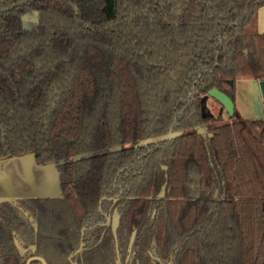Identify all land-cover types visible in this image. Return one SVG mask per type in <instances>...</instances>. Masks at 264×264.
I'll use <instances>...</instances> for the list:
<instances>
[{"label":"trees","instance_id":"16d2710c","mask_svg":"<svg viewBox=\"0 0 264 264\" xmlns=\"http://www.w3.org/2000/svg\"><path fill=\"white\" fill-rule=\"evenodd\" d=\"M112 1L0 0V158L66 176L59 196L0 201V264H70L101 199L119 261L105 224L78 264H264V118L222 122L204 103L264 79V0Z\"/></svg>","mask_w":264,"mask_h":264},{"label":"rangeland","instance_id":"374dc122","mask_svg":"<svg viewBox=\"0 0 264 264\" xmlns=\"http://www.w3.org/2000/svg\"><path fill=\"white\" fill-rule=\"evenodd\" d=\"M106 13L110 14L112 9V1L106 3ZM23 18V24L25 26H34L35 22V12L26 13ZM246 76H238L237 81L244 79ZM255 81V93L247 90L250 86L244 88L238 92L239 101L247 98L253 107V110L259 114H264V100L261 97L258 82ZM241 89V87H238ZM248 92V93H247ZM256 94V98H255ZM254 95V96H253ZM57 101L56 95L53 97L52 106ZM206 111L209 115L214 118H220L222 122L229 121L230 117L226 114L224 108L210 96L205 97L204 100ZM256 113V114H257ZM264 116V115H262ZM237 118H242V115L237 114ZM214 123H209L203 127H198L196 131H206L210 129ZM74 158V157H72ZM66 180V176L56 169V163L52 162L49 164H38L34 161L33 155L31 153H25L18 156L0 158V190L1 195L7 197H19L25 196L26 193L34 195L40 194L44 196H51L59 193V183ZM40 184L42 191L36 192V185ZM22 188L30 192H21ZM35 192V193H34ZM3 196H0L2 198Z\"/></svg>","mask_w":264,"mask_h":264},{"label":"crops","instance_id":"0c3cea01","mask_svg":"<svg viewBox=\"0 0 264 264\" xmlns=\"http://www.w3.org/2000/svg\"><path fill=\"white\" fill-rule=\"evenodd\" d=\"M25 15H27V14H24L22 16L23 28L24 29H28V30L34 29L36 27L37 23H36V25L31 26V27L28 26V25L25 26L23 24V18L25 17ZM35 22H37V14L35 15ZM255 28H256L258 33H260V34L264 33V5L259 7L258 10H257ZM254 80H256V79H254V78H252L250 76H246L244 79L239 80V81H237V79H236V82H235V93H234L235 109H236L237 113L239 115H242V117L245 118V119L246 118H264V116H262L264 114H259V113H257L256 111L253 110V107H250L251 102L247 98L244 97V99H242L241 102L239 101L238 92L241 91L244 88V86H246V87L250 86V89L247 88L248 92L251 91L252 93L253 92L255 93V91H256V93H257V90H255V87H254L255 86V81ZM256 81L258 82V80H256ZM238 87H241V89H238ZM255 98H256V94H255ZM27 191L28 190H26L25 188H22V190H21V192H25V193ZM30 191H28V192H30ZM35 191L39 192V193L42 191V187H41L40 184L36 185ZM0 194H2L1 190H0ZM26 194H28V193H26ZM28 195H31V194H28Z\"/></svg>","mask_w":264,"mask_h":264},{"label":"flooded vegetation","instance_id":"af4514ba","mask_svg":"<svg viewBox=\"0 0 264 264\" xmlns=\"http://www.w3.org/2000/svg\"><path fill=\"white\" fill-rule=\"evenodd\" d=\"M23 26V25H22ZM37 26V25H36ZM36 28V27H35ZM34 28V29H35ZM28 30V29H27ZM30 30H32V29H30ZM9 157H12V156H9ZM3 158H6V157H3ZM35 161V160H34ZM117 187H120L121 186V184L120 183H118L117 185H116ZM60 193H61V191H60V183H59V193H57V194H54V195H51V196H45V197H56V196H59L60 195ZM0 196H3L2 198H0V201H3V200H7V199H23V198H35V197H38V196H43V195H39V194H34V195H28V194H26L25 196H19V197H7V196H4V195H1L0 194ZM115 198H116V195H111V196H104L103 197V199H107V200H110V201H115ZM101 202H102V199L99 201V204H98V210L102 213V215H103V217H104V220L103 221H101V222H98V223H96V224H93V225H83L81 228H80V238H79V242H78V245H77V247L69 254V256H68V261H69V263L70 264H78V261L76 260V255L77 254H79L80 252H81V250L83 249V248H85L86 246H88L90 243L89 242H87V239H91V237H89V236H84V234H85V231L87 230H90L92 227H94V226H96V225H105V224H110V227H111V231H112V234H113V236H114V238H115V247H116V251H117V241H116V227H117V225H118V220H119V216H118V214L117 213H109L108 211H106V210H104V209H102V204H101ZM24 214H26L25 212H24ZM117 216V225H116V227H115V234L113 233V230H112V221H113V219H114V217H116ZM80 243H82V248H81V250L80 251H78V252H75L76 251V249L79 247V245H80ZM27 249H29V248H25V249H22V251L23 252H27L28 250ZM72 255V256H71ZM32 256H39V255H36V254H30V255H28L27 257H26V260H25V263L24 264H26V261H27V259L28 258H30V257H32ZM71 256V258H69ZM39 257H41V256H39ZM42 258V257H41ZM43 259V258H42ZM44 260V259H43ZM33 261H37V262H39L40 264H42V262L40 261V260H38V259H32L31 261H30V264H32V262ZM45 261V260H44ZM117 261H119V255H118V251H117ZM46 262V261H45ZM47 264V263H46ZM167 264H170V263H167Z\"/></svg>","mask_w":264,"mask_h":264},{"label":"water","instance_id":"95a60500","mask_svg":"<svg viewBox=\"0 0 264 264\" xmlns=\"http://www.w3.org/2000/svg\"><path fill=\"white\" fill-rule=\"evenodd\" d=\"M108 2H110V0H106V3H108ZM112 11H113V1H112L111 13H112ZM110 14H108V15H110ZM258 86H259L261 97L264 100V79L258 80ZM207 95L210 96L211 98H213L214 100H216L224 108V110L226 111L228 116H233L235 104H234V101L232 100V98L228 94H226L224 91H222L218 88H211L208 90ZM172 126H173V124L170 126L167 133H165L161 136L155 137V138H146V139L142 140L141 142L137 143L135 145V147L147 146L148 144L158 143V142L164 141V140H171L173 137H175L178 134L172 130ZM116 225H117V216L114 217V219L112 221V230H113L114 234H115ZM81 248H82V243H80L79 247L76 249L75 252L80 251ZM71 256L69 258H71ZM32 259H38L42 262V264H46V262L39 256H32V257L28 258L26 261V264H30V261Z\"/></svg>","mask_w":264,"mask_h":264}]
</instances>
